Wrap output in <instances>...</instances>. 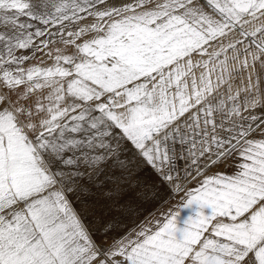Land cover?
<instances>
[{
    "label": "snow or ice",
    "instance_id": "6c2138e0",
    "mask_svg": "<svg viewBox=\"0 0 264 264\" xmlns=\"http://www.w3.org/2000/svg\"><path fill=\"white\" fill-rule=\"evenodd\" d=\"M0 264H264V0H0Z\"/></svg>",
    "mask_w": 264,
    "mask_h": 264
},
{
    "label": "rangeland",
    "instance_id": "374dc122",
    "mask_svg": "<svg viewBox=\"0 0 264 264\" xmlns=\"http://www.w3.org/2000/svg\"><path fill=\"white\" fill-rule=\"evenodd\" d=\"M236 164L237 158L233 157L226 164L222 163L217 169H214V171L232 174L235 170ZM153 179H155V177H153ZM168 195L169 193L167 192V189L162 187L160 189V195L157 199L139 205V214L124 221L126 228H133L134 226L145 223L146 221L150 223L151 220L159 218L160 214L165 212L170 206L169 204L164 203V200L168 197ZM77 207H79V205H77ZM153 213H155V215H152ZM190 215H194L193 209H183L178 218V227L183 228L185 226V220H187Z\"/></svg>",
    "mask_w": 264,
    "mask_h": 264
}]
</instances>
